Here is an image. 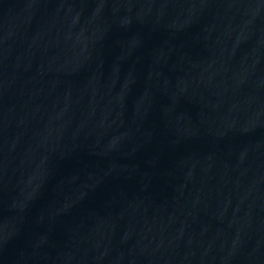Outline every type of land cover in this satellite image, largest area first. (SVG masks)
<instances>
[{
	"label": "water",
	"instance_id": "1",
	"mask_svg": "<svg viewBox=\"0 0 264 264\" xmlns=\"http://www.w3.org/2000/svg\"><path fill=\"white\" fill-rule=\"evenodd\" d=\"M0 264H264V0H0Z\"/></svg>",
	"mask_w": 264,
	"mask_h": 264
}]
</instances>
